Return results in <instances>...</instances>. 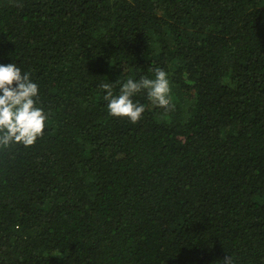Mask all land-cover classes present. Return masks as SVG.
Returning <instances> with one entry per match:
<instances>
[{"label":"trees","instance_id":"16d2710c","mask_svg":"<svg viewBox=\"0 0 264 264\" xmlns=\"http://www.w3.org/2000/svg\"><path fill=\"white\" fill-rule=\"evenodd\" d=\"M9 63L47 120L0 147V264H264V0H0ZM154 68L174 108L109 115Z\"/></svg>","mask_w":264,"mask_h":264},{"label":"clouds","instance_id":"9594fccd","mask_svg":"<svg viewBox=\"0 0 264 264\" xmlns=\"http://www.w3.org/2000/svg\"><path fill=\"white\" fill-rule=\"evenodd\" d=\"M152 71L155 78H129L121 85L119 94L113 93L111 83L99 85L106 90L103 99L107 102L109 115L138 122L145 108L143 104L134 102L132 97L142 90H146L150 101L157 107L174 108L166 72L160 68ZM116 82L119 83L118 80ZM37 97L38 85L32 82L29 72H22L15 63L0 64V147L12 144L31 146L43 135L47 115L36 106ZM222 264H233L232 257L226 256Z\"/></svg>","mask_w":264,"mask_h":264}]
</instances>
